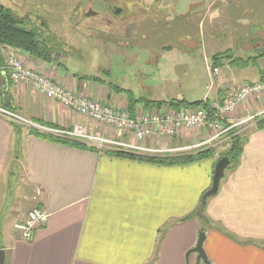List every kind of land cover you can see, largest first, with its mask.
<instances>
[{
    "label": "crops",
    "instance_id": "crops-1",
    "mask_svg": "<svg viewBox=\"0 0 264 264\" xmlns=\"http://www.w3.org/2000/svg\"><path fill=\"white\" fill-rule=\"evenodd\" d=\"M200 2L204 3L205 13L212 10L213 2ZM257 46L252 53L242 51L238 56L261 53L264 45ZM18 55L26 67L73 90L77 96L107 100L126 110L132 107L124 93H115L98 81L76 79L56 69V63H44L22 52ZM261 60L264 56L244 68H234L227 59L216 67L217 76L206 72L208 82L202 100L222 102L241 86L258 82L264 77V71L256 67ZM256 70V79L238 82L235 71ZM0 101L36 124L53 129L81 125L92 134L114 136L110 129L29 87L12 85L5 78L0 81ZM131 111L135 115L148 110L137 104ZM250 116L255 118L244 128L249 130L238 166L224 171L217 194L205 203L208 224L203 249L210 264H264V128L255 127L264 117V93L240 104L226 116V123ZM206 135L208 131L181 132L168 143L185 146ZM68 142L30 134L21 126L15 129L0 119V213L8 208L4 202L13 194L9 189L13 169L22 167L20 193L33 208L49 214L31 242L21 241L14 225L9 228V221L0 220L4 264L195 263V254L187 259L185 254L195 246L200 220H181L196 214L202 194L210 187L211 162L159 165L92 150L78 141ZM145 144L158 143L146 140Z\"/></svg>",
    "mask_w": 264,
    "mask_h": 264
},
{
    "label": "rangeland",
    "instance_id": "rangeland-1",
    "mask_svg": "<svg viewBox=\"0 0 264 264\" xmlns=\"http://www.w3.org/2000/svg\"><path fill=\"white\" fill-rule=\"evenodd\" d=\"M105 1L122 8L123 13L113 16L99 4L100 0H0V7L20 26L37 30L40 39L54 47L59 71L76 79L95 77L107 87L153 101H202L208 82L206 72L216 68L211 65L213 55L230 50L231 56L239 57L242 51L252 53V48L258 49L257 44L264 45V0H210L213 4L208 13L200 0ZM91 7L95 15H84ZM245 35L249 36L238 39ZM8 53L24 64L17 51L3 50V56ZM222 61L225 63V58ZM256 67L264 71V60ZM235 72L238 82L252 81L256 79L253 74H258L257 70ZM250 123L240 124L241 131L232 129L224 135L226 141L216 146L184 152L195 156L211 151V157L197 162H211L213 172L217 159L228 148L230 135H246L249 129L244 128ZM20 169H13L9 182L13 194L4 202L8 208L0 213V220L9 221V228L33 208L20 193Z\"/></svg>",
    "mask_w": 264,
    "mask_h": 264
},
{
    "label": "built area",
    "instance_id": "built-area-1",
    "mask_svg": "<svg viewBox=\"0 0 264 264\" xmlns=\"http://www.w3.org/2000/svg\"><path fill=\"white\" fill-rule=\"evenodd\" d=\"M0 65V81L5 78L12 85L26 86L38 93L72 109L78 116L110 129L114 136L92 134L81 125H73L69 129H53L36 124L19 113L5 107L0 101V119L21 127H29L40 133L64 139L78 141L95 147L99 151L129 153L139 156H181L190 149H207L226 141V135L235 127L254 119L250 116L226 123V116L247 99L264 93V77L258 82L245 84L222 102L209 103V110L202 107H190L180 110L168 106L141 111L131 115L129 110L117 108L107 100L92 101L77 96L73 90L66 89L48 79L45 75L26 67L15 54H4ZM211 76H217V68H208ZM209 131L210 135L192 146H169L172 140L181 132ZM120 136L119 138L115 136ZM224 137V138H223ZM146 140L158 142V146L145 144ZM194 151V150H193ZM182 152V153H180ZM49 214L42 209L32 208L23 221L14 224L21 241L31 242L35 231L43 227Z\"/></svg>",
    "mask_w": 264,
    "mask_h": 264
},
{
    "label": "trees",
    "instance_id": "trees-1",
    "mask_svg": "<svg viewBox=\"0 0 264 264\" xmlns=\"http://www.w3.org/2000/svg\"><path fill=\"white\" fill-rule=\"evenodd\" d=\"M4 49H12L17 52H22L28 55L33 59H37L44 63L48 64H57V59L54 58V47L50 46L49 44H45L39 37L37 30L35 29H26L20 26L19 22L7 11L0 7V65L3 63V50ZM225 52V54H215L212 56V67H217L222 65L223 58L225 60H229V65L234 68H244L256 61L258 58L264 56V50L261 53H256L254 55H247L245 58L242 57H233L231 56L232 52ZM87 80L98 81V78L91 77L85 78ZM109 87V86H108ZM115 93H124L127 96L128 104L132 105L131 109H129L130 114L132 115V108L137 104H142V106L147 109L151 110L154 108H159L162 106H168L174 110H180L183 108H190V107H202L203 109L209 110V103L206 100L197 101L190 103L186 100H169V101H153L147 99H134L129 91L122 90L117 87H109ZM5 107L10 108V106L5 103ZM13 128L17 129L20 126L10 123ZM255 127L257 129L264 128V117L257 120ZM30 134L43 136L50 140H54L63 144H68L69 140L54 137L52 135H46L40 133L34 129H28ZM246 141V135H240L238 133H233L230 135V139L228 140V148L222 154L221 157H227L229 160V165L226 169L234 170L239 163V159L242 152L243 144ZM92 150H95V147L90 146ZM97 150V149H96ZM109 154L116 155V156H124L131 159L142 160L150 163H155L159 165H185L188 163H192L198 160H202L212 156L211 151L199 153L197 155H184V156H165V157H155V158H147L139 155H133L129 153H120V152H111L107 151ZM220 157V158H221ZM218 158V159H220ZM217 159V160H218ZM193 217H198L196 214H192L181 220V222L187 221ZM199 218V217H198ZM201 221V228L198 232H204V228L208 224L205 216H204V208L201 211V216L199 218Z\"/></svg>",
    "mask_w": 264,
    "mask_h": 264
},
{
    "label": "water",
    "instance_id": "water-1",
    "mask_svg": "<svg viewBox=\"0 0 264 264\" xmlns=\"http://www.w3.org/2000/svg\"><path fill=\"white\" fill-rule=\"evenodd\" d=\"M228 165H229V160L227 159V157H221L215 163L211 177V185L202 194L199 207L196 211V215L199 218L201 216L202 209L205 207L206 200L217 194L220 181L223 178L224 171ZM204 240H205L204 232H198L195 246L186 252L185 259H187L189 255L195 254L196 256L195 264H210L203 249ZM4 261H5V252L4 250L0 249V264H4Z\"/></svg>",
    "mask_w": 264,
    "mask_h": 264
},
{
    "label": "flooded vegetation",
    "instance_id": "flooded-vegetation-1",
    "mask_svg": "<svg viewBox=\"0 0 264 264\" xmlns=\"http://www.w3.org/2000/svg\"><path fill=\"white\" fill-rule=\"evenodd\" d=\"M106 2L107 1H105V0H100L99 4L102 7H104L106 11L110 12L111 14H113V16H115V15H119L120 16V14L123 13V9L122 8L115 7V6L111 5L110 3H108V2L106 3ZM91 10H92V7L88 8L86 10V12L84 13V15H86V16L95 15L96 12H92Z\"/></svg>",
    "mask_w": 264,
    "mask_h": 264
}]
</instances>
